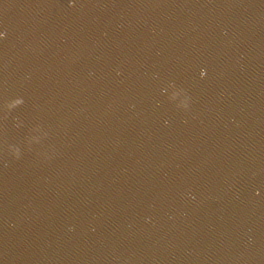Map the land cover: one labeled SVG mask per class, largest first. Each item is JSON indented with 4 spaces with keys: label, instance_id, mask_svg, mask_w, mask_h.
<instances>
[{
    "label": "water",
    "instance_id": "obj_1",
    "mask_svg": "<svg viewBox=\"0 0 264 264\" xmlns=\"http://www.w3.org/2000/svg\"><path fill=\"white\" fill-rule=\"evenodd\" d=\"M0 264H82L69 0H0Z\"/></svg>",
    "mask_w": 264,
    "mask_h": 264
}]
</instances>
